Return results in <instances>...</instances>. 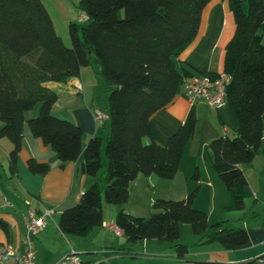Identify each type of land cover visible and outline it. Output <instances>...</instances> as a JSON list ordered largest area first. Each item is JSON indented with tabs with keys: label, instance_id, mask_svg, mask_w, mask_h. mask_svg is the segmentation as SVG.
Here are the masks:
<instances>
[{
	"label": "trees",
	"instance_id": "16d2710c",
	"mask_svg": "<svg viewBox=\"0 0 264 264\" xmlns=\"http://www.w3.org/2000/svg\"><path fill=\"white\" fill-rule=\"evenodd\" d=\"M210 1L79 0L78 8L88 18L69 22L68 46L42 0H0V137L13 142V172L22 146L25 112L38 103V115L28 121L32 133L58 153L62 165L78 159L83 151L82 128L52 112L58 95L46 85L48 81L66 82L79 76L94 53L109 92V134L91 137L83 152L84 173L97 179L75 205L62 211V232L86 237L100 227L103 201L124 206L139 173L172 178L178 171L186 144L196 130V115L191 110L166 145L152 138L151 117L193 76L188 67H179L177 56L196 38L202 10ZM230 6L236 32L226 47L224 71L231 75L227 100L240 124L235 135L214 138L210 147L214 169L230 193L227 208L239 209L247 185L240 165L253 160L263 138L264 0H230ZM104 146L108 163L102 178ZM28 166L38 175L50 168L35 158L28 160ZM196 192L183 199H154L156 211L149 217L122 207L115 223L130 245L143 240L165 241L180 258L189 252L182 241V223L192 226L200 243L219 242L226 249H236L249 242L245 228L226 227L221 221L210 223L207 212L194 205ZM0 228H8L1 217ZM130 264L226 263L158 259Z\"/></svg>",
	"mask_w": 264,
	"mask_h": 264
},
{
	"label": "crops",
	"instance_id": "0c3cea01",
	"mask_svg": "<svg viewBox=\"0 0 264 264\" xmlns=\"http://www.w3.org/2000/svg\"><path fill=\"white\" fill-rule=\"evenodd\" d=\"M235 32L236 19L230 0H211L202 10L196 38L177 56L179 67H188L193 76L224 72L226 47ZM64 42L71 45L69 38ZM86 74L88 77L91 75L83 67L79 76L66 82L46 83L58 95L52 112L72 120L83 130V151L78 159L62 165L58 153L32 133L28 121L38 115L39 103L25 112L22 146L15 172L10 167L13 142L8 137H0V217L8 224L7 230L0 228V242H12L23 247L22 237L26 231L23 214L27 210L26 200L31 199L32 204L55 207L46 227L35 238L36 261L39 264L56 263L70 247L81 252L83 264L100 261L130 264L132 261H153L154 258H166L173 262L196 259L226 264H264V126L258 152L251 162L240 165L247 178L244 205L239 209H228L230 193L214 169L210 142L223 135H235L240 124L239 117L228 100L224 105L214 107L201 98L191 106L186 90V83L191 77L184 81L175 98L151 117L152 138L166 145L190 111L196 115V130L186 144L178 171L172 178L139 173L131 184L129 200L124 206L103 201V224H116L115 217L122 207L139 214L137 212L146 211L145 206H149L151 199H183L197 189L194 205L207 212L210 223L221 221L226 227L245 228L249 242L236 249H226L219 242L200 243L192 226L182 223V241L188 244L189 252L180 258L169 243L143 240L130 245L122 230L117 233L103 224L86 237H74L61 231L59 220L62 211L75 205L82 192L97 179L84 173L83 152L91 137L99 134L105 137L104 127L109 119L103 125L97 124L95 109L103 108L97 102L100 89L95 87V83L86 81ZM76 85H81L82 89L79 90ZM30 158L46 162L50 166L48 172L34 174L28 166ZM100 175L105 177V173ZM4 197L13 205H4Z\"/></svg>",
	"mask_w": 264,
	"mask_h": 264
},
{
	"label": "built area",
	"instance_id": "2783aa9c",
	"mask_svg": "<svg viewBox=\"0 0 264 264\" xmlns=\"http://www.w3.org/2000/svg\"><path fill=\"white\" fill-rule=\"evenodd\" d=\"M88 15L80 10L79 21H85ZM231 81V75L221 72L216 75L204 73L193 76L186 83L187 97L193 106L197 99H205L210 105L220 107L227 101V86ZM81 90V85H76ZM109 118V112L103 108L95 109V120L98 125H103ZM4 205L12 206L13 203L7 198L3 199ZM27 210L23 214V223L26 231L22 237L23 247L20 248L12 242H0V264H39L36 261L35 238L43 230L48 219L55 212V207L32 204L31 199H27ZM104 226L114 229L121 233V229L116 224L104 223ZM50 264H83L81 252L74 247H70L56 263Z\"/></svg>",
	"mask_w": 264,
	"mask_h": 264
},
{
	"label": "rangeland",
	"instance_id": "374dc122",
	"mask_svg": "<svg viewBox=\"0 0 264 264\" xmlns=\"http://www.w3.org/2000/svg\"><path fill=\"white\" fill-rule=\"evenodd\" d=\"M42 1L44 2L46 8L48 9L53 19L58 35L61 36L63 40L66 39V41H68V38H69L70 43H71V38L69 34V22L71 20L79 21L78 20L79 14H80V9L78 8L79 0H42ZM68 46H71V45H68ZM97 60H98L97 56L94 53H92L90 55L89 65L84 66V69L89 70V74H91L89 77L86 74V81L90 84L95 83V87H98L100 89V95L98 97L97 102L105 110L109 111V92L105 90L106 89L105 83H104L105 81L100 73V66H99V63H97ZM109 131H110V119L107 120V125L104 127L105 138L109 134ZM102 155H103L104 165L100 170V174L104 175L106 168H107V163H108V158L105 153V146L103 147ZM152 190L153 189H151V192L153 194ZM145 209H146L145 212H137L139 214H134V215L149 217L153 212H155L156 209L153 207L152 199L150 200L149 206L148 207L145 206ZM162 242L168 244L165 241H162ZM167 250H170V249H167ZM155 259L156 258H154L153 260ZM161 260H170V259L161 258Z\"/></svg>",
	"mask_w": 264,
	"mask_h": 264
}]
</instances>
